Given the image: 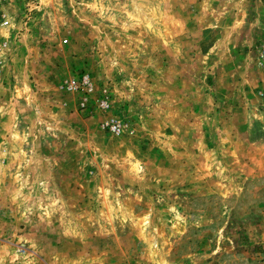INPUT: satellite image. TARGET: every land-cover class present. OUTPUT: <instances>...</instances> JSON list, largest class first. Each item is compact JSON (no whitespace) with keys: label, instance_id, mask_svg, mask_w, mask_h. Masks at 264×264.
<instances>
[{"label":"rangeland","instance_id":"1","mask_svg":"<svg viewBox=\"0 0 264 264\" xmlns=\"http://www.w3.org/2000/svg\"><path fill=\"white\" fill-rule=\"evenodd\" d=\"M0 12V264H264V0Z\"/></svg>","mask_w":264,"mask_h":264},{"label":"built area","instance_id":"2","mask_svg":"<svg viewBox=\"0 0 264 264\" xmlns=\"http://www.w3.org/2000/svg\"><path fill=\"white\" fill-rule=\"evenodd\" d=\"M29 20V15L26 13L22 16V23L21 25L25 26L26 23ZM11 26V22L8 16H6L5 13L0 12V28L3 29V31H0V38L4 35L7 34V28ZM260 57L263 58V64H264V43L262 44V48L260 50ZM67 91H75L81 92L89 90V81H88V75L87 74H82L80 76V83L78 80L71 79L69 80L64 87ZM84 89V90H83Z\"/></svg>","mask_w":264,"mask_h":264},{"label":"crops","instance_id":"3","mask_svg":"<svg viewBox=\"0 0 264 264\" xmlns=\"http://www.w3.org/2000/svg\"><path fill=\"white\" fill-rule=\"evenodd\" d=\"M259 53H260V50H259ZM260 59H261V62L263 63V58H262V57H260Z\"/></svg>","mask_w":264,"mask_h":264}]
</instances>
